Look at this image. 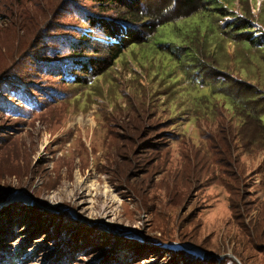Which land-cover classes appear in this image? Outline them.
<instances>
[{"label":"rangeland","instance_id":"obj_1","mask_svg":"<svg viewBox=\"0 0 264 264\" xmlns=\"http://www.w3.org/2000/svg\"><path fill=\"white\" fill-rule=\"evenodd\" d=\"M210 2L259 45L217 11L130 45L92 0H0V264H264V0Z\"/></svg>","mask_w":264,"mask_h":264},{"label":"trees","instance_id":"obj_2","mask_svg":"<svg viewBox=\"0 0 264 264\" xmlns=\"http://www.w3.org/2000/svg\"><path fill=\"white\" fill-rule=\"evenodd\" d=\"M97 3V5L103 11H112L113 13H117L116 16L122 22L121 24H115L111 21H108L104 18L98 19L97 22L90 18L88 20V24H92L95 26L98 23L103 28V33L105 38L115 37L119 39V41L124 42L125 40L130 43V45H140V44H148L152 37L158 32L160 27H163L169 23L187 19L195 14L203 13V12H219V17L221 19H226L227 23L224 28H222L221 32L219 30L218 34H220L223 38L233 40L234 42H241L244 45H248L250 48L253 46H258L259 41L258 38L253 36V29L248 20L240 19L237 14L233 13L228 7H223L220 5L219 8H212L210 0H92ZM95 22V23H94ZM120 23V22H118ZM219 25V23H218ZM95 34L91 32L83 33L81 35L82 40L86 41L89 38H93ZM123 35L124 38H121ZM119 43V42H118ZM126 45V43L112 44L109 47V56L105 59H109L114 61L121 55L122 47ZM254 48V47H253ZM264 45H260L258 49H263ZM94 58L86 61L79 62L81 64L80 71H83L87 75L91 74L89 69L98 70L95 72L94 76L99 75L104 72L109 63L103 65V61L101 60V56L99 54H94L92 56ZM99 60V61H95ZM207 65V63H206ZM217 72V71H216ZM208 75L210 73L206 72ZM81 73H77L74 83H83L84 79H87V75L85 77L80 76ZM218 79V83H221V86H215L212 91L214 93H220L225 96H233V92H231L227 87H234L233 83L224 82L223 79L227 80V77L218 75L217 73L214 75ZM216 79V78H215ZM220 81V82H219ZM213 82H215L213 77ZM216 85V83H213ZM237 92L235 95H238ZM236 103V101H232Z\"/></svg>","mask_w":264,"mask_h":264},{"label":"bare ground","instance_id":"obj_3","mask_svg":"<svg viewBox=\"0 0 264 264\" xmlns=\"http://www.w3.org/2000/svg\"><path fill=\"white\" fill-rule=\"evenodd\" d=\"M47 146V145H46ZM40 150V149H39ZM43 152V151H42ZM19 177V176H18ZM93 189H95V184H91L90 185V187H89V191H88V193H86L85 195H84V201L82 202L83 204H84V206H85V211H87V210H89V212H92V210L94 209V207H93V198H92V190ZM88 196H89V198H91V200L90 201H87V198H88ZM53 198V197H52ZM29 199V198H28ZM29 201V200H28ZM85 204H87V205H85ZM119 207V206H118ZM94 211V210H93ZM115 212V211H114ZM120 212V211H119ZM92 214V213H91ZM90 214V215H91ZM114 216V215H113ZM188 248V247H187ZM189 249H191V250H194V251H196V248L194 247V246H189ZM199 253H202L201 251H199Z\"/></svg>","mask_w":264,"mask_h":264},{"label":"water","instance_id":"obj_4","mask_svg":"<svg viewBox=\"0 0 264 264\" xmlns=\"http://www.w3.org/2000/svg\"><path fill=\"white\" fill-rule=\"evenodd\" d=\"M202 252V251H201ZM203 253V252H202Z\"/></svg>","mask_w":264,"mask_h":264}]
</instances>
